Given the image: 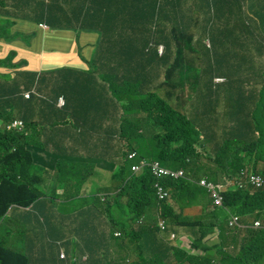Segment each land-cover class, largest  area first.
Returning a JSON list of instances; mask_svg holds the SVG:
<instances>
[{
	"label": "trees",
	"instance_id": "obj_1",
	"mask_svg": "<svg viewBox=\"0 0 264 264\" xmlns=\"http://www.w3.org/2000/svg\"><path fill=\"white\" fill-rule=\"evenodd\" d=\"M240 1L225 0V7L229 4L237 6ZM140 4L142 11L137 18L154 26L161 18L159 9L164 7V0H140ZM171 5L176 9L175 3ZM93 14L86 12L76 30L103 31L89 26ZM146 31L149 32L147 28ZM178 36L181 41L185 39L184 32ZM141 47L132 40L128 46H121L102 39L89 64L90 68L101 70L104 77L110 75V110L120 123L110 130L111 163L115 166L111 170V179L117 182L118 189L104 198H93L92 205L81 208L77 217L84 220V225L76 227L75 232H68L67 241L53 237L54 246L66 250V253L65 250L62 252L65 260L58 264H74L76 259L72 262V258L78 248L86 251L85 264H264V227L247 226L241 229L245 231L241 236L239 232H231L228 226L232 214L246 219L258 213L256 221L264 222V188L255 187L249 176L243 177L239 173L251 163L264 164V69L255 68L259 58L248 61L246 71L261 70L263 96L256 97L254 90L250 93L238 91L237 97L232 96L234 92L230 93L228 100L238 101L241 96L251 107L231 102L221 119L214 116L215 106L224 95L227 97L226 92L196 94L190 113L185 114L180 111L182 93L176 91L177 80L184 79V62L177 59L166 69L164 83L157 85L161 77L160 62ZM182 49L179 43L177 51L181 53ZM261 52L262 46L257 49L258 57ZM13 56L10 52L0 59V68H18L21 63H11ZM34 75L28 77L18 71L0 80V217L11 206L27 207L40 197L34 187L38 180L33 172L35 165L25 146L41 144L34 135H27L24 126L19 131L4 128L7 122L21 116L24 84ZM241 83H245V79ZM51 86L54 92L62 91V78L56 77ZM164 86H170L172 91ZM202 102L214 104L206 127L203 125L208 115L199 111L203 109ZM142 114L144 118H138ZM220 120L223 124L231 121L233 126L217 137L211 125ZM22 122L26 124V121ZM146 122L155 128L149 138L143 127ZM123 136L124 148L119 142ZM208 147H211L210 151ZM133 151L138 155L129 159L128 154ZM152 161L168 168L184 169L186 178L157 179L152 171ZM135 165L140 167L139 174L132 171ZM253 172L264 178V172H257V167ZM201 178L233 187L224 189L223 207H214L208 192L190 180ZM221 178H224L223 183L218 182ZM158 182L170 191V201L158 200L155 189ZM255 188L258 190L253 192ZM192 206L200 207V214L191 220L184 218V209ZM103 215L108 219L104 221V227L107 225L109 237L105 230L99 232L101 223L98 221ZM150 216H155L156 220L147 222ZM141 219H144L143 223ZM159 220L168 225L163 232L158 227ZM179 227H186L189 249L176 241L177 234L176 239L171 240L169 233ZM116 232L120 235L115 236ZM177 242L180 246L175 245ZM29 262L26 255L0 245V264Z\"/></svg>",
	"mask_w": 264,
	"mask_h": 264
},
{
	"label": "crops",
	"instance_id": "obj_2",
	"mask_svg": "<svg viewBox=\"0 0 264 264\" xmlns=\"http://www.w3.org/2000/svg\"><path fill=\"white\" fill-rule=\"evenodd\" d=\"M174 3L176 9L171 5ZM247 3L248 9L243 14L235 10L234 5L225 7V0H164V7L159 9L161 18L152 26L151 22L137 18L142 11L140 0H0V30L13 32L11 35L0 32V59L13 52L11 63H21L15 69L0 68V80L12 76L13 72L19 71L28 77L35 72L36 75L24 84L22 92L35 90V94L28 99L22 98L23 110L17 119L26 121L23 126L27 135H34L41 144L25 146L35 165L33 172L38 180L34 182V187L40 197L27 207L11 206L0 217V245L26 255L29 264H58L65 260L60 258L65 249L58 250L54 246L53 237L67 241L68 232H75L76 227L84 225V220L77 217L81 208L92 205L93 198H104L118 189L117 182L111 179V170L115 166L111 163L110 130L120 123L110 110V75L104 77L101 70L89 67L96 56L100 40L121 46H128L131 40L141 44V49L160 62L161 77L156 82L160 85L165 81L166 69L177 59L189 61L192 42L197 37H203L210 24L207 18L199 20L200 16L211 5L221 9L218 26L229 25L236 29L237 25L241 29L231 55L240 56L237 58L242 60V56L264 45V0H247ZM86 12L94 13L89 26L103 31L76 30L81 26L79 22ZM241 16L246 17V25L236 21ZM37 28L41 32L36 38L27 39L21 33L22 30ZM47 28L59 31L45 35L43 31ZM16 30L20 33L16 34ZM180 32L185 33L182 41L178 36ZM179 43L183 46L181 53L177 51ZM49 46L57 48L49 52ZM68 46L73 48L72 61L75 62L72 66L47 73V70H42L45 68H40L42 62L54 63L61 58L67 59L63 51L66 52ZM257 58L263 60L264 46L261 56ZM248 69V66L245 69L235 68L231 76H243L244 73L239 71ZM58 76L62 78L63 90L54 92L51 84ZM177 81L179 84L176 91L182 93L180 111L188 114L184 80ZM163 88L172 91L170 86ZM60 97L63 103L57 104ZM248 104L246 102L244 105L251 107ZM138 118H144V114ZM232 126L231 121L223 124L220 120L212 124L211 128L220 137L230 131ZM123 127L125 129V124ZM143 127L149 138L148 134H153L155 128L150 122L144 123ZM119 142L124 148V136ZM210 150L211 147H208ZM210 155L214 158L213 154ZM260 165L264 166L258 162L251 163L247 168L255 166L257 172L264 171V168L259 169ZM218 182L223 183L224 178ZM238 183H241L240 179ZM229 188L233 187L228 185L225 190ZM200 212V207H187L184 209L186 216L183 217L191 220ZM153 220H156L155 216L146 219L147 222ZM249 220L250 217L243 221L244 225L251 226ZM104 221L108 219L103 215L98 221L101 223L99 232L105 230L109 237ZM175 230L172 232L177 234L176 241L189 249L186 227ZM243 234L241 230L240 235ZM213 239H217V233ZM101 242L103 245L104 241ZM175 245L180 246V243ZM73 248H70L71 252ZM74 259V264H85L86 251L78 248L72 262Z\"/></svg>",
	"mask_w": 264,
	"mask_h": 264
},
{
	"label": "rangeland",
	"instance_id": "obj_3",
	"mask_svg": "<svg viewBox=\"0 0 264 264\" xmlns=\"http://www.w3.org/2000/svg\"><path fill=\"white\" fill-rule=\"evenodd\" d=\"M240 10L244 14L248 9L247 0L240 1L239 5L235 6V10ZM221 9L214 8V5H211L210 8L205 9L199 20L202 18H207L210 20V24L206 29L203 37H197L194 42L191 44L192 52L188 55L189 61L184 62V89L186 90V101L189 106V113L191 110V104L193 103V98L196 94H206V93H224L226 92L227 97H222L220 103L216 105V113L214 116L221 118L224 116V110L229 109V104L231 102H241L240 104H246L247 99L244 97L239 96L238 101H230L229 96L230 93L234 92L232 96L237 97L240 95L238 91H245L246 93H250L251 91H255L256 97H261L262 95V79L260 78L261 70L255 69L250 71H241L244 73L243 76L233 77L232 70L235 68L245 69L248 66V61L250 60H257L258 53L257 49L255 48L250 54L244 55L241 58L242 60L238 59L237 55H231V50L236 48V40L239 37V32L241 31L240 27L235 25L236 29L231 28L229 25L227 26H218L219 21L221 20ZM37 18H35L36 20ZM237 22H241L246 25V17L241 16L237 18ZM41 28H46L45 25H40ZM54 31L59 30H52L51 28L45 29L43 32L45 35H51ZM244 31V29H243ZM0 32L4 35H11L13 32L7 29H1ZM41 32L40 29H32V30H22L21 33L23 37L27 39L36 38L38 33ZM16 34L20 33L19 30L15 31ZM211 43V45H210ZM264 46V45H262ZM54 48L56 46H49L47 50L50 52L55 51ZM89 49L90 46H87ZM51 51V52H52ZM73 48L71 46L67 47L66 52L63 51V55L67 59H59L56 60L54 63L42 62L40 68H45L42 70H47L45 73L50 72L54 69L61 68V67H70L72 63V54ZM223 52V54H221ZM245 59V60H244ZM263 68L264 69V60H259L256 62L255 68ZM39 68V69H40ZM35 73V72H34ZM44 73V74H45ZM247 75H251V77H245ZM245 79V83H241V80ZM199 102H201L199 100ZM203 109L199 110L202 114H207V119L203 127L207 126L209 123V117L212 113V109H210L213 105H207L203 102ZM249 105V104H248ZM199 120V117L196 118ZM264 126V125H262ZM149 137L152 134H148ZM135 152V151H133ZM128 154V157L131 153ZM137 153V152H135ZM138 155V154H137ZM264 168L263 165L259 166V169ZM254 168H243L239 173L241 176H248L253 172ZM260 172H264L263 170ZM205 177V175H202ZM222 188L225 189V185L222 184ZM258 189H254L253 192L257 191ZM208 199L211 201V197L208 194ZM216 207V206H215ZM196 213V212H193ZM256 214L251 215L249 223L252 227L255 226L256 222ZM235 217L238 218L239 226H230L229 222L232 221ZM249 218V217H248ZM247 219V218H246ZM243 219L238 214L230 217L228 225L232 228L231 232H239L241 231V226L244 225ZM144 219L141 220L143 223ZM245 233V231H243ZM116 236V235H115Z\"/></svg>",
	"mask_w": 264,
	"mask_h": 264
},
{
	"label": "built area",
	"instance_id": "obj_4",
	"mask_svg": "<svg viewBox=\"0 0 264 264\" xmlns=\"http://www.w3.org/2000/svg\"><path fill=\"white\" fill-rule=\"evenodd\" d=\"M160 52H162V47H160ZM31 94H35V90H32L31 92H28V91L24 92L22 95L25 99H28ZM62 103H63L62 97L58 98L57 104H62ZM22 127H23V122L19 119H13L4 125V128L7 131H11V130L19 131V130H21ZM136 155H137V153H135V152L131 153L129 155V159H134L136 157ZM152 162H154V164L152 166V171H153V174L155 175V177L157 179L170 178V179L178 180V179L186 178L187 173L184 169H172V168H168V167L163 166L158 161H152ZM132 171L135 174H139L140 167L136 166V165L132 166ZM248 176L250 177V179H251L250 181L252 182V184L255 187L264 188V178L263 177H261L259 174H254V173H251ZM190 180L192 182L196 183L198 186L204 188L208 192V194L212 198L211 199L212 205L214 207L215 206L216 207H223L224 206L223 193L225 192V190L222 188L221 184H217L213 181H210L207 178H201L197 181L192 180V179H190ZM239 187L242 188L241 183L239 184ZM155 189H156V196H157L158 200H160V201L170 200V198H171L170 191L164 185H162L160 182L156 183ZM234 215L235 214H232V215H230V217L234 216ZM230 217H229V220H230ZM229 220H228V222H229ZM229 224H230V226H239L238 218L235 217L234 219H232V221L229 222ZM230 226H229V228H231ZM158 227L160 228L161 232H163L164 230H166L168 225L164 220H159L158 221ZM246 227H247L246 225H242L241 229H245ZM262 227H264V222L262 220H257L255 222L254 228H262ZM115 235L118 236V235H120V233L116 232ZM169 235H171L170 236L171 240L176 239V233L175 232H170ZM64 257H65V254L62 253L61 258H64Z\"/></svg>",
	"mask_w": 264,
	"mask_h": 264
}]
</instances>
